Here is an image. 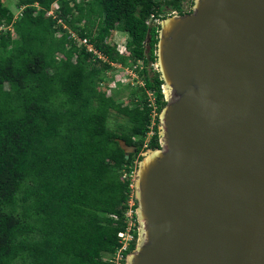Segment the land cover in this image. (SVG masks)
<instances>
[{
    "label": "trees",
    "instance_id": "obj_1",
    "mask_svg": "<svg viewBox=\"0 0 264 264\" xmlns=\"http://www.w3.org/2000/svg\"><path fill=\"white\" fill-rule=\"evenodd\" d=\"M4 1L0 264H113L107 257L120 246L130 199L136 221L132 174L141 153L159 146L163 81L147 69L156 63L159 24L147 20L167 0H17L18 17ZM170 1L185 13L181 0ZM115 31L127 34L124 52L112 42ZM129 62L142 85L117 102L100 84L112 64ZM112 112L126 124L112 128Z\"/></svg>",
    "mask_w": 264,
    "mask_h": 264
},
{
    "label": "water",
    "instance_id": "obj_2",
    "mask_svg": "<svg viewBox=\"0 0 264 264\" xmlns=\"http://www.w3.org/2000/svg\"><path fill=\"white\" fill-rule=\"evenodd\" d=\"M156 58L124 264H264V0H193L160 20Z\"/></svg>",
    "mask_w": 264,
    "mask_h": 264
},
{
    "label": "rangeland",
    "instance_id": "obj_3",
    "mask_svg": "<svg viewBox=\"0 0 264 264\" xmlns=\"http://www.w3.org/2000/svg\"><path fill=\"white\" fill-rule=\"evenodd\" d=\"M5 4L13 11L14 17H18L21 12V8H17L16 3L17 0H5ZM193 0H181L178 3V7L181 11L188 12L191 9ZM176 12L175 7L172 4V1L167 0L163 3L162 11L160 15L162 17L168 16ZM127 38V34L125 32L121 31H115L113 33L112 42L117 45V48L120 52H123L125 47V41ZM138 69L141 68L140 63H138ZM135 64H132L129 62L127 65H121L114 63L112 65V68L106 71L104 81L100 84L103 89L106 90V92L117 101V102H123L128 103L129 100L132 98L131 92L132 90H138L139 86L142 85V81L139 79L138 71L135 70ZM152 68V69H150ZM156 68V64H149L147 67L149 74L151 75ZM140 94V92L138 93ZM147 96L149 97L150 101H153V94L150 92H147ZM154 115L155 112H153V121H154ZM126 120L117 115L116 113L112 112L109 116V125L112 128H117L119 125H125ZM152 132H149L146 136V140H148L151 136ZM135 172V171H134ZM134 172H133V178H134ZM129 204H133V200L130 199ZM128 210L126 211L127 221H129ZM136 222V221H135ZM137 227V222H136Z\"/></svg>",
    "mask_w": 264,
    "mask_h": 264
},
{
    "label": "built area",
    "instance_id": "obj_4",
    "mask_svg": "<svg viewBox=\"0 0 264 264\" xmlns=\"http://www.w3.org/2000/svg\"><path fill=\"white\" fill-rule=\"evenodd\" d=\"M46 14L52 15V10H49ZM161 17L162 16L160 14L158 15L151 14L147 20V24L149 25L159 24ZM6 28L8 27L4 25H0V30H5ZM70 36L74 39H77L79 43L83 44L87 51L93 52L94 54H97L99 57H101L100 54L94 49V47L88 42L86 38H79L77 37L76 34L72 32H70ZM132 213H133V210L131 209V205H130V208L128 209V212H127V215L129 218V221H127V226L124 230H121L117 233L120 246L114 251V253H112L111 255L107 257L108 260H110L113 264H121L122 262H124L125 256L127 254L126 250L128 249V247L130 246L132 242L134 241L136 242L137 237H135L134 231H137V227H136L135 220L132 218Z\"/></svg>",
    "mask_w": 264,
    "mask_h": 264
}]
</instances>
